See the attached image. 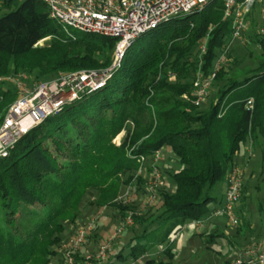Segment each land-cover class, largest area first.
I'll return each instance as SVG.
<instances>
[{"label": "trees", "instance_id": "16d2710c", "mask_svg": "<svg viewBox=\"0 0 264 264\" xmlns=\"http://www.w3.org/2000/svg\"><path fill=\"white\" fill-rule=\"evenodd\" d=\"M2 10L7 12L0 16V123L18 99L5 77L28 72L35 80L49 81L60 73L112 65L117 39L80 32L70 36L36 0H0ZM223 18L224 4L215 0L200 13L142 36L105 88L68 104L0 159V264H50L67 226L92 195L96 200L91 204L115 208L125 220L134 205L116 202L120 190L134 182L135 192L147 199L144 184L152 168L161 174L153 191L156 205L133 217L135 236L102 264L114 255L124 257L127 248L125 258L131 261L154 249L164 251L169 262L151 256L143 264H173L176 248L187 241L185 227L208 220L207 227L223 206L225 195L222 200L217 189L227 184L232 169L242 166L243 148L258 152L260 164L257 172L244 176L237 231L246 228L251 236L259 235L252 210L264 216V42H258L259 57L249 54L255 65L234 76L230 71L240 58L233 60L230 50L231 62L220 68L207 105L183 99L200 69L209 74L228 47L232 22ZM208 34L207 52L200 56L198 47ZM42 41L45 45L37 48ZM250 99L252 111L246 109ZM125 129L128 136L117 147L113 141ZM157 152L161 159L154 163ZM163 154L169 156L163 159ZM141 166L146 175L137 177ZM203 230L188 229L189 239L204 240ZM220 232L211 234L208 243L225 238ZM83 259L76 255L77 261Z\"/></svg>", "mask_w": 264, "mask_h": 264}, {"label": "built area", "instance_id": "2783aa9c", "mask_svg": "<svg viewBox=\"0 0 264 264\" xmlns=\"http://www.w3.org/2000/svg\"><path fill=\"white\" fill-rule=\"evenodd\" d=\"M43 3L49 11L50 18L56 21L71 36L72 31L96 34L118 40L113 62L110 68L89 70L60 75L51 82L26 83V74L18 79L8 78L18 94L17 101L10 107L2 123H0V159L8 157L10 150L35 127L48 118L59 115L68 104L80 99L84 94H92L107 86L114 74L122 67L127 50L142 36L160 28L168 22L182 17H189L202 12L215 0H36ZM224 4V21L230 20L231 35L228 47L218 57L213 70L204 74L200 69L190 94L183 99L195 106L206 102L209 91L217 78L220 68L229 62L227 57L234 43L252 44L261 49L259 41L264 42V0H222ZM258 15V16H256ZM253 19L257 26L252 27ZM211 31V29H209ZM209 34L200 43V56L207 52ZM256 42V43H255ZM1 80V79H0ZM5 80V79H4ZM254 100L246 103V109L252 111ZM252 152L250 153V156ZM161 159V153L155 154V163ZM143 166L145 158L140 159ZM156 170V169H155ZM155 177V174H154ZM155 187L160 182L161 174L156 170ZM243 173L235 167L227 176V192L224 204L212 213L211 218L225 217L231 226H237L236 206L241 199ZM149 187L148 201L156 200ZM206 221H195L185 229L200 231ZM128 226L133 225L131 216L126 218ZM93 230L92 226L79 229L76 236L63 245L60 264H102L110 252L112 241L119 236L123 228L116 231L101 246L96 255L83 256L81 261L76 255L87 242ZM181 233L173 236L172 241L180 238ZM234 264H264V243L254 244L249 250L241 253Z\"/></svg>", "mask_w": 264, "mask_h": 264}, {"label": "rangeland", "instance_id": "374dc122", "mask_svg": "<svg viewBox=\"0 0 264 264\" xmlns=\"http://www.w3.org/2000/svg\"><path fill=\"white\" fill-rule=\"evenodd\" d=\"M6 12L7 11L2 10L0 12V16L4 15ZM253 21H252V24H254L253 27H256L258 25L257 24L258 20L253 19ZM72 32H75V31H72ZM44 45L45 43L44 41H42L37 45V48H42ZM257 51L258 50H257L256 45H252V44L245 45L240 42L234 43L231 46V52L233 55H235L233 60L235 58L236 59L240 58L239 59L240 63L232 65V68H231L232 70L230 71L231 72L230 75H233L234 72L242 73L247 68H250L251 66L255 65L254 60L249 57V54L251 52H254V54L259 57ZM84 71H89V70H84ZM77 72H82V71H76L72 73H77ZM23 73L26 74L27 76L26 83H27V80H30L28 85H31L32 82H51V81L56 80L60 75L71 74V73H60L58 76H56L55 78L49 81H42V80H35L34 77L31 76V74L28 72H20L17 74H11L5 77L4 79L5 80L8 78L18 79ZM213 89H214V84L209 91V95H210V92L213 91ZM207 102L208 101L206 100V102L203 104L207 105L208 104ZM12 105L9 106V109ZM130 126L133 128L132 125ZM127 134H128L127 129L123 130L122 133L118 137L115 138L113 143L117 147H120L122 141L125 140L126 137L128 136ZM246 151L247 149L243 148L242 154L246 153ZM248 154H249V151L247 155ZM247 155L245 156L248 159ZM168 156H169L168 154H163L162 158L164 159L165 157H168ZM252 156H253L252 161H256L257 163L253 168L252 167L249 168L248 166L245 167V164L240 166L242 173H243V181H244V176L246 173L249 174L251 171L255 173L258 170V166L260 164L259 163L260 155L258 152H255V153L252 152L251 157ZM154 163H155V159H154ZM144 171H143V167L141 166L140 169L137 171L136 176L141 177L142 175L143 177L144 175H146ZM154 174H156V170L152 168L151 179H149L144 184V186L146 185L148 187L157 189L158 186L155 187V184H154L155 180L152 179V176ZM133 183H131V185H128V186L127 185L123 186V188L120 190L118 197L116 199V202L121 203L122 205H125V206L134 205V207H131V209L127 211L126 218L129 216L133 218L135 215L142 216L146 212H149L150 210H152V207H154L157 203V198L156 200L148 201V198L146 199V196L143 195L142 191L135 192ZM226 192H227V184L222 183L218 187L217 193L219 194L221 198L222 194L225 195ZM224 195H223V198H224ZM95 198L96 197L92 195L91 198L88 200V202L90 201V204L84 207L83 211L77 217L74 223H70V226H67L66 232L63 235L60 245L57 249L58 254L55 257L51 258L50 264H60L59 259L61 256V250H62L63 245L66 244V242H69L73 237H75L79 229L88 228L89 226H92L93 230L91 231V234L88 236L86 244H84L83 247H81V249L77 253L80 256H86L90 254L96 255L99 252L101 246H103L104 243L107 240H109L113 235H116V231L120 228H123V231L119 236H117L112 241L113 242L112 251H114L115 249V252H117L120 250V248H123L124 246L129 245V243L131 242V239L135 236V233L131 230L132 227L130 228V226L126 224V218L125 220H122V218L118 214V211L115 208L99 207L97 204L96 205L91 204L92 202L95 203V200H96ZM252 216H253V224H254L255 231L256 232L259 231V235L252 234L251 236V233L248 230H246V228H242L240 231H237V226H231L229 224L228 219L223 218V217L215 218V219L220 220V222L223 224L221 225L220 230L222 231V233L225 232L224 233L225 238L224 237L218 238L217 243L216 242L208 243L207 241L210 235L213 234L214 232L221 234L219 230L215 229L217 227H214L213 229L210 227V222L212 220L207 224V227L205 226L204 230L201 229L199 231L201 232L203 230L202 234L207 235L204 240H199V239L190 240L186 238L187 236H185L186 233L189 234V231L188 230L184 231V234H183L185 236L184 239H187V241L185 240L186 243L184 245L182 244L184 242H182L181 245H178V248H176V251L174 248L176 255H175L173 264H227V263L234 264L237 260V257L241 253L249 250L252 246H254V244L264 243V229L261 230V228H264V225L260 223L261 220H264V216L263 215L260 216L259 213L255 209L252 210ZM173 242H172L173 246L174 245L176 246L178 243V241L177 242L173 241ZM129 253H130V250L127 248L124 252V255H123L124 257H118L114 255L111 261H109L107 264H143V262L151 256H155L159 260H165L169 262V260L166 257H163L161 255L164 253V251L162 250L158 252L152 249L142 258L138 260H133V261H131L130 258L129 259L125 258L126 256H128ZM109 258L110 256H107L106 260L107 259L109 260Z\"/></svg>", "mask_w": 264, "mask_h": 264}, {"label": "crops", "instance_id": "0c3cea01", "mask_svg": "<svg viewBox=\"0 0 264 264\" xmlns=\"http://www.w3.org/2000/svg\"><path fill=\"white\" fill-rule=\"evenodd\" d=\"M257 52H258V55L259 54H261V52H262V50L261 49H259L258 48V46H257ZM234 57H235V55H234ZM246 153H248V151H246ZM251 153V150H249V154ZM249 154L247 155V157L249 158ZM246 154L245 153H243V156L242 157H240L243 161H241L240 163H241V165H243V164H245V167H254L257 163H256V161H252V159H253V156L250 158V159H247L246 158V156H245ZM223 195L224 194H222V200H223ZM221 225H223L221 222H220V220H218V219H213L211 222H210V227L213 229L214 227H217V228H215L216 230H219L220 231V227H221ZM185 236H187L186 238H192V236H193V234H191L190 232H189V234L188 233H186L185 234ZM184 236V237H185ZM60 260V259H59ZM59 260H58V262H59Z\"/></svg>", "mask_w": 264, "mask_h": 264}]
</instances>
